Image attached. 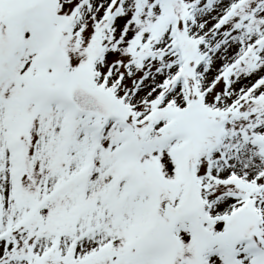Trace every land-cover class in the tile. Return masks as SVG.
<instances>
[{
    "label": "snow or ice",
    "instance_id": "obj_1",
    "mask_svg": "<svg viewBox=\"0 0 264 264\" xmlns=\"http://www.w3.org/2000/svg\"><path fill=\"white\" fill-rule=\"evenodd\" d=\"M0 264H264V0H0Z\"/></svg>",
    "mask_w": 264,
    "mask_h": 264
}]
</instances>
